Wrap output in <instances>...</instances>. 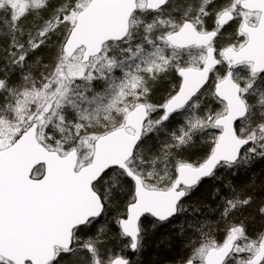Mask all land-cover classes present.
Masks as SVG:
<instances>
[{
	"label": "snow or ice",
	"instance_id": "obj_1",
	"mask_svg": "<svg viewBox=\"0 0 264 264\" xmlns=\"http://www.w3.org/2000/svg\"><path fill=\"white\" fill-rule=\"evenodd\" d=\"M0 264H264V0H0Z\"/></svg>",
	"mask_w": 264,
	"mask_h": 264
}]
</instances>
